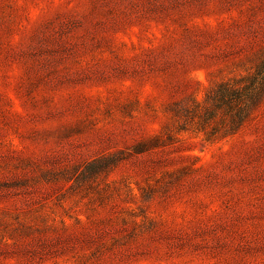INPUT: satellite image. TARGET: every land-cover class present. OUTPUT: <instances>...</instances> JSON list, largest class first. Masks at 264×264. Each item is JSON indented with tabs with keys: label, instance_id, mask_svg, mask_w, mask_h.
Returning a JSON list of instances; mask_svg holds the SVG:
<instances>
[{
	"label": "rangeland",
	"instance_id": "374dc122",
	"mask_svg": "<svg viewBox=\"0 0 264 264\" xmlns=\"http://www.w3.org/2000/svg\"><path fill=\"white\" fill-rule=\"evenodd\" d=\"M263 49L264 0H0V264H264V94L205 135Z\"/></svg>",
	"mask_w": 264,
	"mask_h": 264
},
{
	"label": "trees",
	"instance_id": "16d2710c",
	"mask_svg": "<svg viewBox=\"0 0 264 264\" xmlns=\"http://www.w3.org/2000/svg\"><path fill=\"white\" fill-rule=\"evenodd\" d=\"M264 94V49L253 69L231 84L220 83L214 95V109H222L215 132H205L207 139L214 134L223 136L237 129L247 118L250 107L257 104ZM212 110L198 119V130L204 131L207 123L215 117ZM217 129H220L218 132Z\"/></svg>",
	"mask_w": 264,
	"mask_h": 264
}]
</instances>
